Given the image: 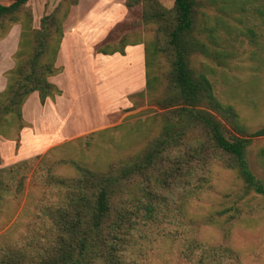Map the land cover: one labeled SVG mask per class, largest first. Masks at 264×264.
<instances>
[{"label": "trees", "instance_id": "trees-1", "mask_svg": "<svg viewBox=\"0 0 264 264\" xmlns=\"http://www.w3.org/2000/svg\"><path fill=\"white\" fill-rule=\"evenodd\" d=\"M217 1L234 4L238 31L254 46L249 58L258 62L256 69L264 68V0H175L171 8L160 0H125L129 9L142 6V24L153 31L152 39L143 41L146 87L140 95L156 90L160 59L169 61L164 95L153 100L163 110L160 132L140 151L105 168L58 161L74 166L72 176L55 173L56 161L49 157L54 148L42 157L1 167L0 215L5 205L20 200L33 179L43 190L38 218L46 229L31 231L23 245L0 248V264H140L138 246L147 228L169 216L171 202L181 200V205L209 189L215 165L235 171L245 194L264 197V181L248 160V147L264 136V125L251 131L239 110L216 95L207 72L193 65L199 55L219 65L235 56L221 43L226 24L217 16L214 21L202 17L206 4ZM28 2H0V35L13 24L21 25L15 65L6 71V87L0 91V138L14 130L18 141L27 125L23 106L28 98L36 92L45 104L62 93L51 78L62 71L57 55L63 24L77 0L61 1L38 28ZM143 42L125 36L121 45L99 46L97 51L124 55L128 45ZM192 252L198 256L191 264H241L239 253L228 245L198 244Z\"/></svg>", "mask_w": 264, "mask_h": 264}, {"label": "rangeland", "instance_id": "rangeland-1", "mask_svg": "<svg viewBox=\"0 0 264 264\" xmlns=\"http://www.w3.org/2000/svg\"><path fill=\"white\" fill-rule=\"evenodd\" d=\"M61 1L29 0L33 26L38 28L41 18ZM160 1L169 8L175 2ZM0 2L9 4L11 0ZM233 8L231 1L207 3L202 17L214 21L217 16L226 24L220 30L221 43L235 56L219 65L199 55L194 57L193 65L207 72L216 95L233 104L253 131L264 125V68L259 71L258 62L249 58L254 46L238 31L241 25ZM141 17L142 6L129 9L125 0H77L70 7L57 55L62 71L53 78L62 93L45 104L40 103L38 93L28 98L23 106L27 125L19 133V141L14 130L0 138V168L42 157L54 148L49 157L56 161L55 173L72 176L74 166L58 161L76 160L94 169L105 168L140 151L159 134L163 110L153 100L164 95L169 61L160 59L156 90L140 95L146 87L145 73L142 86L139 80L134 87L126 78L130 76L125 77L123 72L140 53L108 57L97 51L99 46L121 45L125 36L129 41L152 39L153 31L144 27ZM20 32L21 25L16 23L0 35V91L6 87V71L15 65ZM248 160L254 175L264 181V136L249 145ZM212 175L209 189L181 205V200L171 202L166 211L169 216L147 228L138 246L136 259L140 264H191L198 256L192 252L198 244L228 245L239 253L241 264H264V197L253 192L245 194L241 179L231 169L215 165ZM42 193L33 179L28 180L20 200L4 206L0 248L23 245L31 239V231L46 229L38 218ZM226 209L227 214H220Z\"/></svg>", "mask_w": 264, "mask_h": 264}, {"label": "crops", "instance_id": "crops-1", "mask_svg": "<svg viewBox=\"0 0 264 264\" xmlns=\"http://www.w3.org/2000/svg\"><path fill=\"white\" fill-rule=\"evenodd\" d=\"M143 51H144V47L141 43L135 44V45H128L126 47V53L128 54L127 57L129 56L130 53H134V52H136L138 54L140 53L139 56H136V58H135L136 60H134V62L131 65H129V67H126V69H124V71H123V72H125V77L130 76V77H126V78L128 81H131L129 84L133 85L134 87L136 85H138L137 82H139V80H140V82H142V83H140V86H142V84L144 83L145 64H144ZM101 55L112 57V56L121 55V54L115 53L111 56L110 55H104V54H101ZM133 67H135L136 69H134ZM135 74H136V77H134ZM53 78H54V76L51 78L52 81H53ZM53 82H55V81H53ZM35 93H33V94H35Z\"/></svg>", "mask_w": 264, "mask_h": 264}]
</instances>
